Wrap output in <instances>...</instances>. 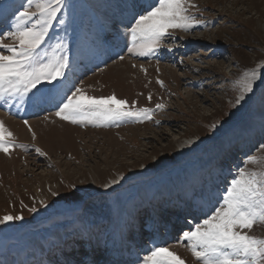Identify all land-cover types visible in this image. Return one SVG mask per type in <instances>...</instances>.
Listing matches in <instances>:
<instances>
[{
  "label": "rangeland",
  "instance_id": "rangeland-1",
  "mask_svg": "<svg viewBox=\"0 0 264 264\" xmlns=\"http://www.w3.org/2000/svg\"><path fill=\"white\" fill-rule=\"evenodd\" d=\"M157 2L63 0L40 53L63 58L64 76L0 98L13 141L0 151V219L22 217L0 223V264H148L156 247L203 264L183 231L222 203L240 168L264 170V80L236 103L237 81L264 61V0H190L191 28L140 55L130 29ZM22 4L0 0V36ZM76 88L151 119L63 120L61 97ZM245 231L264 238V225Z\"/></svg>",
  "mask_w": 264,
  "mask_h": 264
},
{
  "label": "snow or ice",
  "instance_id": "snow-or-ice-1",
  "mask_svg": "<svg viewBox=\"0 0 264 264\" xmlns=\"http://www.w3.org/2000/svg\"><path fill=\"white\" fill-rule=\"evenodd\" d=\"M62 3L63 0H26V5H21L24 10L19 11L18 15L13 13L15 21L12 30L0 36V49L8 53L0 51V98L19 97L23 100L45 83L50 85L51 91L64 76L67 64L63 58L49 57L47 54L42 56L40 53ZM189 3L190 0H158L150 10L135 18L130 32L132 40L139 41L141 47L146 49L140 55L154 51L161 39L169 35V29L191 28L194 18L186 6ZM30 8L35 10L30 11ZM5 37L14 43H4ZM257 80H264V61L237 81L240 92L237 104L253 91ZM61 100L62 106L56 115L72 123L89 117L104 121L125 117L151 119L152 109H128V102L114 94L89 96L76 88ZM156 107L163 108L164 105L157 104ZM11 136L4 122L0 121V151L7 153L12 147L13 141L7 139ZM36 152L46 155L39 148ZM248 161L257 163V157L249 156ZM69 195L82 198L77 193L70 192ZM84 195H88L87 191ZM218 203L219 206L201 224H196L191 231H183L181 240L188 242L192 255L203 264H264V238L245 231L257 224L264 225V170L240 168L223 193L222 203ZM18 219L22 217L6 214L0 223ZM147 261L148 264H186L184 259L167 247L154 248Z\"/></svg>",
  "mask_w": 264,
  "mask_h": 264
},
{
  "label": "bare ground",
  "instance_id": "bare-ground-1",
  "mask_svg": "<svg viewBox=\"0 0 264 264\" xmlns=\"http://www.w3.org/2000/svg\"><path fill=\"white\" fill-rule=\"evenodd\" d=\"M34 110V108H33ZM37 112V110H34L33 113ZM38 244L40 245L41 243L38 242ZM44 252H47L46 250ZM45 254V253H44ZM46 256V255H45Z\"/></svg>",
  "mask_w": 264,
  "mask_h": 264
}]
</instances>
